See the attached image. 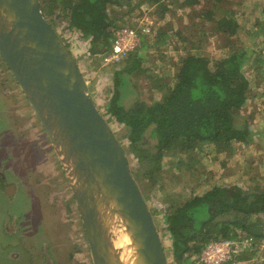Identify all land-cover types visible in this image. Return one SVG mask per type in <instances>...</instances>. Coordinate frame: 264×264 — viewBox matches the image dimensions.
Listing matches in <instances>:
<instances>
[{
	"label": "trees",
	"instance_id": "trees-1",
	"mask_svg": "<svg viewBox=\"0 0 264 264\" xmlns=\"http://www.w3.org/2000/svg\"><path fill=\"white\" fill-rule=\"evenodd\" d=\"M40 1L44 16L54 29L59 21L80 40L89 42L90 58L109 54L116 32L126 26L134 28L129 21L142 16L144 7L153 8L163 20L174 6V10L194 12L202 4L208 6L193 14L202 24L190 18L193 23L187 29H210L212 35L224 40L220 46L224 55H203L201 42L192 49H177L182 55L173 83L158 85L161 99L147 103L135 83L136 77L147 73L142 65L146 58L143 45L147 43L142 36V45L112 66L113 90L106 113L126 129L129 150L137 160L132 174L140 189L144 182L152 187L160 185L173 264H198L205 247L222 240L241 242L245 238L264 246V184H253L247 179L252 183L248 188L214 185L196 194L198 182L189 195L169 194L161 185L166 158L185 163V156L189 158L210 147L219 156L233 159L237 144L250 145L248 122L238 127L236 118L252 89L244 69L255 70L260 77L258 85L264 84V20L256 21L253 31H247L236 13L220 6L224 0ZM168 32L153 46L165 44ZM177 34L183 35L181 30ZM192 161L188 167H192Z\"/></svg>",
	"mask_w": 264,
	"mask_h": 264
},
{
	"label": "rangeland",
	"instance_id": "rangeland-1",
	"mask_svg": "<svg viewBox=\"0 0 264 264\" xmlns=\"http://www.w3.org/2000/svg\"><path fill=\"white\" fill-rule=\"evenodd\" d=\"M174 1L168 0V3ZM221 5L236 13L239 23L247 31H253L256 21L264 20V0H224ZM206 7L202 4L194 12L189 9L174 10V6L163 20L154 14L153 8L144 7L142 16L137 15L129 21L140 32L141 24L148 21L153 24L155 31V36H146L142 32L147 43L143 45L146 58L142 65L147 73L135 78L145 102L160 100L162 93L156 87L173 83L182 55L177 49H192L201 42L203 55L209 58L224 55L220 50L224 40L212 35L210 29L201 32L200 28L193 31L187 29L193 23L190 21V18H194L193 14ZM193 21L202 24L200 19L194 18ZM168 30L166 43L153 46ZM180 30L183 33L181 36L177 34ZM56 31L75 55L90 95L120 141L133 170L137 160L129 150L130 144L125 138L126 129L106 113L113 90L112 66L116 65L105 66L101 58H90L89 42L80 40L76 33L67 29L66 24L57 21ZM1 58L0 172L6 173L10 180H17L22 186L21 194L11 201L9 217L15 219L18 234H22L25 239L20 244L18 242L21 238L17 235L11 240L5 239L3 212L0 211V264H93L67 172L22 89ZM244 72L252 89L246 106L236 118V126L248 122L252 137L250 145L237 144L233 159L219 156L210 147L189 158L182 157L185 163L166 158V171L161 174V185L169 194L189 195L198 182L196 194H202L214 185L237 184L248 188L252 183L264 184V84L258 85L260 77L255 70L246 67ZM261 79L264 81V76ZM191 161L193 165L188 167ZM141 191L148 198L146 202L165 247L168 263L173 264L170 234L164 218L166 206L162 203L160 185L152 187L144 182ZM241 242L250 244L242 255L245 258L241 257L242 264H264V246L254 245L245 238ZM6 245L9 247L4 251ZM17 245L27 246L19 248ZM17 247L22 254L20 259L11 257L15 252L13 249ZM198 264H202L200 258Z\"/></svg>",
	"mask_w": 264,
	"mask_h": 264
},
{
	"label": "water",
	"instance_id": "water-1",
	"mask_svg": "<svg viewBox=\"0 0 264 264\" xmlns=\"http://www.w3.org/2000/svg\"><path fill=\"white\" fill-rule=\"evenodd\" d=\"M0 55L67 172L93 264H169L126 152L90 95L75 55L45 18L40 0H0ZM65 155L74 175L67 171ZM102 198L116 199L129 224L135 247L129 261L106 236Z\"/></svg>",
	"mask_w": 264,
	"mask_h": 264
},
{
	"label": "built area",
	"instance_id": "built-area-1",
	"mask_svg": "<svg viewBox=\"0 0 264 264\" xmlns=\"http://www.w3.org/2000/svg\"><path fill=\"white\" fill-rule=\"evenodd\" d=\"M141 27V31L146 36H155L152 23L144 22ZM142 32L129 27L119 29L116 32L112 51L101 58L103 64L105 66L119 64L130 53L136 51L142 44ZM249 245V242L241 243L231 240L212 242L201 253L200 262L202 264H242L241 257Z\"/></svg>",
	"mask_w": 264,
	"mask_h": 264
},
{
	"label": "bare ground",
	"instance_id": "bare-ground-1",
	"mask_svg": "<svg viewBox=\"0 0 264 264\" xmlns=\"http://www.w3.org/2000/svg\"><path fill=\"white\" fill-rule=\"evenodd\" d=\"M63 153H66L64 151ZM65 162V166L70 175H74L72 163L67 155L62 156ZM74 173V174H73ZM76 179L75 177L73 178ZM100 186V184H98ZM90 196V195H89ZM115 201L112 198L100 200V215L106 221L105 232L108 240L112 242L115 248L121 251L126 257L127 261L131 258V254L134 252V246L132 241V234L129 228V224L122 216L121 209H118ZM99 209V207H98Z\"/></svg>",
	"mask_w": 264,
	"mask_h": 264
},
{
	"label": "flooded vegetation",
	"instance_id": "flooded-vegetation-1",
	"mask_svg": "<svg viewBox=\"0 0 264 264\" xmlns=\"http://www.w3.org/2000/svg\"><path fill=\"white\" fill-rule=\"evenodd\" d=\"M1 57V56H0ZM3 59V58H1ZM3 61V60H2ZM1 68V65H0ZM22 191V186L18 183L17 180L14 179H9L4 172H0V211L3 212V226L5 224V229H3V233L5 235V239L11 240L15 235L18 236V238H21L19 240V244L25 237L22 236V234H18L19 230H17V223L15 219L9 217L11 214L10 212V207H11V201H14L19 194H21ZM12 211V210H11ZM4 216H7L4 218ZM17 230V232H15ZM19 248H24L27 245H17ZM9 246L6 245L5 248L3 249L4 251L8 248ZM18 247L13 249V252L11 257L12 258H21L22 254L19 253L18 250H20ZM18 249V250H17Z\"/></svg>",
	"mask_w": 264,
	"mask_h": 264
},
{
	"label": "crops",
	"instance_id": "crops-1",
	"mask_svg": "<svg viewBox=\"0 0 264 264\" xmlns=\"http://www.w3.org/2000/svg\"><path fill=\"white\" fill-rule=\"evenodd\" d=\"M169 243H170L169 246H170V249H171V246H172V245H171V240H169Z\"/></svg>",
	"mask_w": 264,
	"mask_h": 264
},
{
	"label": "clouds",
	"instance_id": "clouds-1",
	"mask_svg": "<svg viewBox=\"0 0 264 264\" xmlns=\"http://www.w3.org/2000/svg\"><path fill=\"white\" fill-rule=\"evenodd\" d=\"M142 45V44H141Z\"/></svg>",
	"mask_w": 264,
	"mask_h": 264
}]
</instances>
